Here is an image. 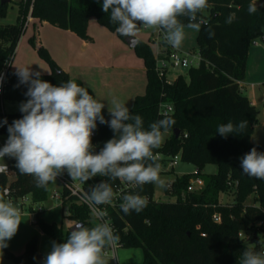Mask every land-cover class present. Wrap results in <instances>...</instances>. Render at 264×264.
Segmentation results:
<instances>
[{
    "label": "trees",
    "instance_id": "obj_1",
    "mask_svg": "<svg viewBox=\"0 0 264 264\" xmlns=\"http://www.w3.org/2000/svg\"><path fill=\"white\" fill-rule=\"evenodd\" d=\"M250 3L252 0H208L209 15L204 18L208 23L201 26L196 38L201 63L189 69L188 80L182 76L170 83L160 80L150 47L138 41L133 49L143 62L146 91L143 96L135 97L130 113L140 115L148 130L152 122L162 118L161 109L170 107L172 112L168 114L176 123L154 152L166 158L179 155L182 163L195 167L193 174L177 177L172 184L175 201H153V184L149 183L137 192L150 199L141 212H109L120 247L141 249L142 264H240L246 249L262 252L255 224L264 219V180L244 174L241 168V158L253 147L264 153V148L251 142L259 111L239 87L246 77L250 43L257 38L264 42V0H256L257 12L252 15L247 11ZM102 4L103 0H22L18 23L0 27V72L14 56L28 15L82 40L87 39L88 21L94 19L101 27L125 39L116 32L118 25L110 22V12L105 13ZM6 7L7 4L0 3V18L5 16ZM230 14L233 19L229 24L226 21ZM179 19L188 22L185 17ZM209 28L215 33L212 38L208 36ZM30 42L34 45V38ZM37 51L52 69L50 74L40 76L42 80L54 86L71 80L51 60L49 52L41 46ZM75 82L83 87L79 81ZM26 91L27 85L21 84L16 72L8 69L0 98V136L6 135L14 120L23 117L21 111L5 112L4 104L26 102ZM89 94L92 95L90 91ZM102 114L106 120L111 119L108 111L103 109ZM241 121L247 122L242 132L226 138L217 133L219 125L228 122L237 125ZM175 130L179 132L177 136ZM115 135L107 124L97 121L92 135L94 153H99ZM15 165L11 163L9 174L0 176V193L8 189L16 197L30 196L34 204L48 201L54 182L38 187L33 176L21 174ZM208 165L215 167V173L200 176L199 172ZM193 178L202 179L203 186L194 193H186ZM101 181H107L112 188L121 182L97 175L82 185L89 190ZM221 193L233 196V202L222 205ZM250 198L252 203L247 205ZM61 208L67 209L69 220L89 228L94 226L87 209L66 191ZM41 213L35 217L40 232L52 242H65L69 229L44 222ZM213 215H219V223L212 221ZM239 232L253 233L249 246L239 240ZM36 243V237H32L22 254L16 256L5 251L4 257L13 264H38Z\"/></svg>",
    "mask_w": 264,
    "mask_h": 264
},
{
    "label": "clouds",
    "instance_id": "obj_2",
    "mask_svg": "<svg viewBox=\"0 0 264 264\" xmlns=\"http://www.w3.org/2000/svg\"><path fill=\"white\" fill-rule=\"evenodd\" d=\"M208 6V0H103L102 10L110 12V22L118 25L116 32L121 36L135 37L142 26L162 31L166 44L180 48L186 28L199 32L202 25H207V20L198 18V14ZM247 11L250 15L257 12L256 0ZM180 17L187 18V24ZM232 19L230 14L226 22L230 24ZM214 35L209 28V38ZM16 75L21 84L27 85L28 99L20 105L23 117L8 126L9 136L0 148V159L14 158L18 171L33 176L38 187L56 181L65 171L73 181L81 183L99 175L135 187L149 183L162 189L169 186L160 176L159 156L154 152L176 123L167 112L145 130L143 118L131 114L117 99L110 102L111 119L106 120L102 114L104 103L73 80L54 86L30 67L17 68ZM97 121L107 124L116 135L99 153H94L92 135ZM246 126V121L237 125L228 122L219 125L217 133L226 138ZM241 168L244 174L264 180V153L253 147L241 158ZM6 169L5 164L0 171ZM6 194L7 189L0 193V250L8 246L22 222L21 210L5 198ZM115 197L107 181L85 192L83 199L100 222L90 228L76 223L65 242L52 243L44 264H106L104 249L116 246L120 238L105 219L107 211L98 206L111 204ZM120 199L119 207L125 214L139 213L148 205L147 198L139 194H124ZM240 264H264V252L246 249Z\"/></svg>",
    "mask_w": 264,
    "mask_h": 264
},
{
    "label": "rangeland",
    "instance_id": "obj_3",
    "mask_svg": "<svg viewBox=\"0 0 264 264\" xmlns=\"http://www.w3.org/2000/svg\"><path fill=\"white\" fill-rule=\"evenodd\" d=\"M9 1L10 2L7 4V7H6L5 16L3 18H0V27L11 26V25H15L18 23V18H19L18 15H19L20 4H21L22 0H9ZM208 15H209V12L207 9H205L201 13L200 18H202V19L207 18ZM27 26L28 25H26V24L24 25L23 33H22L21 38L17 44L14 56L10 62V68L12 71L17 72V68L30 67V69L34 73L40 72L41 75H48L52 71L50 65L39 55V53L37 51L38 46H36V43H34V45H33L30 42V40L32 38H34V40L36 39V37L34 36V33H35L34 27H32V25H30V27H27ZM37 29L39 31L38 34H39L40 39L42 37L43 39H45V41H47V43L49 42V44L54 45V42H55L54 39L55 40L58 39V35H56V33L54 31H50V30L48 32L43 31V30H40L39 26L37 27ZM101 30H102V28H101ZM102 31L104 32V35L103 36L101 35L100 38L97 37V40H96L97 46L95 47V50H97L98 53L102 54L103 56L106 55L109 57L111 55L110 52L114 51V44L112 42L113 35L111 32H109L108 30H106L104 28ZM154 32H155V29H149L148 28L147 30H143L142 28H140V31L136 34V36L131 37V38H134L137 41H140V42L147 44L150 47L152 53L154 55H156L158 53L157 45L155 43L151 42L153 39V38H151V34ZM185 33H186V35H185V39L182 43V46L180 48H176V50H178L179 52L197 54L198 53V43H197L196 38H197L198 32L195 30L186 28ZM58 34H61V33H58ZM115 36L117 38H120L116 34H115ZM90 41H91V38L89 39V42ZM255 44L262 48V49L259 48L262 52V56L252 54L251 57L249 58V61H247V75H246L247 77L245 80V84L249 86L250 83H257V81H259L258 84H256L259 86V88L256 87L255 90H256V92H259V94L262 96V101H260L259 95H258V107H257V109H258V111H260V114L257 118V125L255 126L254 135L252 137L251 142L254 144L259 143L261 145V147L264 148V79H260V80L258 79L259 78V73H258L259 68H262V70L264 69V56H263L264 42L262 41L261 38L260 39L257 38L255 40H253L250 43L249 50L254 48ZM125 45L127 46V44H125ZM63 46H64V44H63ZM56 47L58 49L54 53L58 56H63L66 58L67 53L64 52L63 48L59 49L58 46H56ZM59 50L61 51V53L59 52ZM74 50H75V48L73 49V53H74ZM249 50H248V53H249ZM64 53H65V55H63ZM48 54H49L51 60L53 61V58L51 57L50 53H48ZM75 55H76V53H74V56ZM91 57H92V55H88L87 51H85L83 53L77 54V56L74 58V60L91 61ZM136 57H137V55H136ZM189 60H191V59L189 58ZM75 68L76 67L74 66V69L72 70L73 71L72 73L74 76L72 75V77H70V79L74 80V81H78V80L74 79V77L76 75H83V73L79 72L81 70L76 71ZM192 68H195V67H192ZM98 71H101L99 73L100 74L102 73L103 76L105 77V80L107 81L105 84L106 87L104 86V88L111 89V90H109V92H99V94H98L97 100L104 103V105H105L104 110L108 111V107L111 106L110 102L113 99H117L120 102L124 103L126 105V107H128L129 110H131L133 108L132 107L133 101L129 104V101H130V99H128L129 98V96H128L129 92H123V91H126V89L131 87L129 79H125V74H124L125 72L120 71V70H115V72H113L114 70H111V69H108V70L99 69ZM188 71H189L188 69H182V70H179L176 72H171L168 75V77H169V79L173 80L174 78H177L178 76H182V78L184 80H188V77H187ZM84 88H86V87H84ZM144 94H145V92H143V94H141L139 96H143ZM243 96L249 97V88H247L245 91H243ZM21 104L22 103H5L4 104V110L7 113L19 112ZM166 137H167V134L165 135L164 139ZM3 139L4 138L2 136H0V142H2ZM162 170H163V172L160 174L161 178L166 180V183L169 185L168 187H171L172 184L177 179V177H180L182 175L193 174L195 172V167L191 164H185V163H182L181 161H179L177 163V166L173 170L167 171L165 165L162 166ZM213 173H215V167L211 166V165L204 167L199 172L200 176H202V177L205 175H211ZM52 189L59 191L60 186L54 182ZM169 191H170V189H168V188L162 189V188H159L158 186L153 184V196H152L153 201H156V202H166V201L167 202H173V201H175L176 196L169 194ZM251 199L252 198L247 200V202H246L247 205H250L252 203ZM219 201L221 202L222 205L232 203L233 202V196H231L228 193H221L219 196ZM35 206L36 207H42L44 209L43 213H41V215H40V219L46 223H55L57 225H61L64 230H68L69 228H71L73 225L76 224L75 222L69 220V218H68L69 214L67 212V209L66 208L62 209L60 202L48 200V201L43 202L41 204H36ZM219 219H220V217H219ZM28 227L31 229L32 235L27 239L26 244L28 243V241L32 237H36V239H37V243H36L37 254L42 258V261H44L46 255L51 250V246H52L53 242H52L51 238L48 236H44V240L46 242L45 244H43V242H39L40 241L39 236H38V234L40 232L39 228L36 226V224H33L31 226H28ZM260 236H262V235L259 234V237ZM261 238H262L261 240H264V236ZM26 244H24L22 251H24ZM5 251L13 254L7 248L0 250V264H13L11 261H9V260L7 261V259L4 257ZM39 252H41V254L43 256L40 255ZM13 255H17V254H13ZM104 259L106 261V264H142L143 252L139 248L119 247L116 250L115 262L112 261L111 258H104Z\"/></svg>",
    "mask_w": 264,
    "mask_h": 264
},
{
    "label": "crops",
    "instance_id": "obj_4",
    "mask_svg": "<svg viewBox=\"0 0 264 264\" xmlns=\"http://www.w3.org/2000/svg\"><path fill=\"white\" fill-rule=\"evenodd\" d=\"M25 24L28 25L27 27H30V25L34 27V31H35L34 36L36 37L35 39L36 46L38 47L41 46L47 52H49L51 57L53 58L54 63L59 67L60 70H62V72L66 73L69 77H72L73 75L72 70L74 69V66L76 67L75 68L76 71L81 70L79 72L83 73V75H76L74 79L78 80L82 84L83 87H86V89L88 88L87 90L91 92V94L93 95L95 99H97L99 92H109V90H111V89L104 88L107 81L105 80V77L103 76V74L99 73L101 72V71H98L99 69L101 70L111 69V70H114L113 72H115V70H120V71L125 72L124 73L125 79H129L131 87L126 89V91H123V92H129L128 93V96H129L128 99H130L129 104L132 101H134L135 97L143 94V92L146 91L145 90L146 89V74H145L143 62L141 59L136 57V55L133 52V49H130L129 47L125 45L127 44V40L131 37H126L124 40L123 39L121 40L120 38H117L115 36V33H112L113 35L112 42L114 44V51L110 52L111 55L108 57L106 55L103 56L102 54L98 53L97 50H95V47L97 46V42H96L97 37L100 38L101 35L103 36L104 32L102 31L103 26L101 27L100 25H98L94 19H90L88 21L87 29H86V35H87L86 40L85 39L82 40L78 38L76 35H74L73 33L69 31L67 32V31L60 30L57 27L52 26L45 21H39L31 17H30V20L25 21ZM38 26L40 30L47 31V32L49 30L54 31L56 35H58V39L57 40L54 39L55 41L54 45L49 44V42L47 43V41H45V39H43L42 37L40 39L39 34H38L39 31L37 29ZM100 27L102 28V30ZM58 33H61V34H58ZM90 38H91V41L89 42ZM56 46H58L59 49L63 48L64 52L67 53L66 58L63 56H58L54 53L58 49ZM74 48H75L74 53H76L75 56L73 53ZM259 48L261 47L255 44L254 48L249 50L247 61H249V58L251 57L252 54L262 56V52ZM15 51H16V48H15ZM85 51H87L88 55H92L91 61L74 60L77 54L83 53ZM59 52L61 53L60 50ZM65 53L63 55H65ZM263 56H264V48H263ZM9 68H10V64H9ZM258 73H259L258 79L259 80L264 79V69L262 70V68H259ZM246 75H247V62H246V68H245V76ZM246 77L244 81L239 83V87L241 89L242 94H243V91L249 88V97H246V98L249 100L251 105L257 109L258 95H259L260 101H262V96L259 94V92H256L255 90L256 87L259 88V86L256 85L258 84L259 81H257V83H250L248 86L245 84ZM175 79L176 78H174L173 80L171 79V82H173ZM259 114H260V111H259ZM253 135H254V132H253ZM252 137H251V140H252ZM256 144L260 145L259 143H256ZM21 220L22 222L19 225L17 233L14 235V237L11 240L7 242L8 246L6 247L10 252H12L13 254H17V255H20L23 253L22 251L23 246L24 244H26L27 239L32 235L31 229L28 227V226L33 225L32 218L25 214V215H21ZM38 236L40 239L39 242H43V244H45L46 243L44 240L45 235L39 232ZM39 253L40 255H42L41 252Z\"/></svg>",
    "mask_w": 264,
    "mask_h": 264
},
{
    "label": "built area",
    "instance_id": "obj_5",
    "mask_svg": "<svg viewBox=\"0 0 264 264\" xmlns=\"http://www.w3.org/2000/svg\"><path fill=\"white\" fill-rule=\"evenodd\" d=\"M26 20L27 21L30 20V15L27 16ZM140 28H142L143 30L148 29L142 26ZM151 38H153L151 42L155 43L158 48V53L156 55H154L153 53L152 54L154 55L153 57L155 60V73L157 74L160 80H163L166 83H170L171 79H169L168 75L171 72H176L182 69L189 70V68L192 67L197 68L200 65L201 57L199 56L198 53L192 54L186 52H179L178 50H176V48H173L164 42V34L162 31L155 30V32L151 34ZM189 58L191 60H189ZM8 69H10L9 64L6 63L4 68L0 72V77H2V82H0V98L2 94V88L6 80V72ZM161 110H163L162 111L163 113L172 112V109L170 107H163ZM8 136L9 133L7 130L6 135L2 136L4 139L2 142H0V148H2L6 144ZM158 156H159L158 162L161 165L160 173L163 172L162 170L163 165L166 166L167 171H171L177 166V163L180 161L179 155H176L171 158H166L158 153ZM11 163L16 164V160L8 156H5L3 160L0 159V168L4 167L5 164L7 165V169L5 171H0V176L9 174V168ZM54 182L60 186V190L57 191L55 189H52L48 197V200L61 203L63 192L66 191L70 195V197H72L75 200V202L78 205L84 206L87 209L91 223L95 225L96 223L100 222L94 216L92 209L83 199L84 193L87 192L88 190H86V188L82 185L80 181L78 180L73 181L71 177L68 175V173L65 171L61 175H58L56 181ZM202 186H203L202 179L193 178L192 180L189 181L186 187V193H194L200 190ZM142 187H135L127 182L121 181L117 186L113 188V191L116 193V197L114 198L113 202L111 204L98 206L101 210L107 211V216L105 217V219L112 225L115 233H116V229L115 226L113 225V220L109 212L122 211L119 207L120 203L122 202L120 197L124 194H137L138 190ZM166 188L170 189L169 194H171L172 193L171 187H166ZM143 197H146L149 202L150 199L147 196H143ZM5 198L10 199L14 203V205L21 210V215L26 214L29 217H31L33 224H35V217L37 213H41L44 210L42 207H36L35 206L36 204L32 202L30 196L16 197L8 189ZM212 221L214 223H219L220 222L219 215H213ZM255 228L258 232L256 237L261 245V251L264 252V240H261L262 239L261 237L264 236V219L259 220L255 224ZM259 234H261L262 236L259 237ZM252 235L253 233L250 232H239L238 238L243 244L249 246L250 241L252 240ZM119 247H120L119 242L114 247H106L103 252L104 258H111L112 261L115 262L116 250Z\"/></svg>",
    "mask_w": 264,
    "mask_h": 264
},
{
    "label": "water",
    "instance_id": "obj_6",
    "mask_svg": "<svg viewBox=\"0 0 264 264\" xmlns=\"http://www.w3.org/2000/svg\"><path fill=\"white\" fill-rule=\"evenodd\" d=\"M0 3H1V4H8V3H9V0H0ZM262 34H263V37H264V29L262 30ZM137 42H138V41H137L136 39H134V38H129V39L127 40V46H128L130 49H134V47L136 46ZM173 133L175 134V136H177L179 132H178L177 130H175ZM73 226H74V225H73ZM73 226H72L71 228H69V230H68L69 234H70V232H71ZM36 259H37V261H38V262H37L38 264H44V262L42 261V258H41L39 255L36 256Z\"/></svg>",
    "mask_w": 264,
    "mask_h": 264
}]
</instances>
